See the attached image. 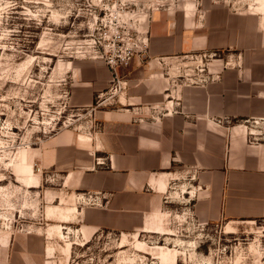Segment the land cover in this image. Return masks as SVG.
<instances>
[{
    "label": "crops",
    "instance_id": "crops-1",
    "mask_svg": "<svg viewBox=\"0 0 264 264\" xmlns=\"http://www.w3.org/2000/svg\"><path fill=\"white\" fill-rule=\"evenodd\" d=\"M185 12L152 17L146 54L120 75L124 102L97 111L96 139L68 131L45 151L46 165L65 170L66 188L96 201L77 212L93 236L144 233L177 181L197 222L264 218V141L251 140L247 125L264 120V25L222 7L199 18ZM192 54L202 55L192 62ZM112 77L87 62L71 106L92 108ZM52 228L24 226L0 239V264H49Z\"/></svg>",
    "mask_w": 264,
    "mask_h": 264
},
{
    "label": "rangeland",
    "instance_id": "rangeland-1",
    "mask_svg": "<svg viewBox=\"0 0 264 264\" xmlns=\"http://www.w3.org/2000/svg\"><path fill=\"white\" fill-rule=\"evenodd\" d=\"M214 7L264 25V0H0V239L24 226H55L48 231L49 264H264V218L197 222L181 199L182 181L171 185L175 197L150 217L144 233L93 236L81 229L77 212L95 203L65 187V170L43 161L50 142L65 132L96 139L97 111L124 102L127 80L120 77L121 88L111 80L92 108L71 106L87 62L122 75L146 54L152 17L183 19L186 10L199 18ZM200 55L192 54V62ZM247 125L251 140L264 141V120Z\"/></svg>",
    "mask_w": 264,
    "mask_h": 264
},
{
    "label": "built area",
    "instance_id": "built-area-1",
    "mask_svg": "<svg viewBox=\"0 0 264 264\" xmlns=\"http://www.w3.org/2000/svg\"><path fill=\"white\" fill-rule=\"evenodd\" d=\"M111 62H108V64H110ZM111 69H113V66L111 65ZM112 72V83L115 84L116 86H119L121 88L122 86V82H121V78L120 75H118L117 71H111ZM98 163H101L98 161ZM94 203H96V201H94Z\"/></svg>",
    "mask_w": 264,
    "mask_h": 264
}]
</instances>
